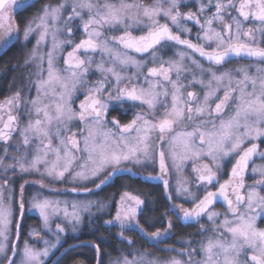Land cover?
<instances>
[{"label": "snow or ice", "instance_id": "6c2138e0", "mask_svg": "<svg viewBox=\"0 0 264 264\" xmlns=\"http://www.w3.org/2000/svg\"><path fill=\"white\" fill-rule=\"evenodd\" d=\"M30 6L27 0H0L5 45L20 36L16 11ZM193 7L196 11H181ZM189 23L198 28L195 42L189 38ZM76 31L84 36L79 42ZM33 33L38 39L26 63L36 62V95L29 99L18 91L0 101V264H47L62 246L66 226L76 231L84 213L105 207L90 200L50 199L40 192L27 200L28 181L20 184L17 197L16 176L38 174L41 188L47 178L72 184L66 191H91L88 183L99 189L117 172L154 166L157 159L159 174L149 178L163 182L170 202L164 213L167 227L147 232L138 218L144 201L125 192L114 217L104 223L120 228V239L130 251L109 264H264V165L251 168V185L245 181L254 157L264 158V0H154L151 5L141 0H61L43 6L28 22L24 40ZM49 37L51 48L40 53ZM66 47L71 50L60 68ZM166 49L176 51L164 59L160 53ZM244 58L259 62L254 72L253 65L220 71ZM93 66L103 78L89 84ZM129 68L135 69L131 75ZM81 88L84 98L74 108ZM114 102L141 110L122 124L117 117L108 119ZM21 106L28 117L23 125ZM17 133L20 143L13 145ZM10 149L19 155L10 156ZM187 162L192 180L184 176ZM225 174L228 179L220 182ZM178 199L183 202L176 203ZM218 199L226 205L224 213L213 210ZM29 211L38 212L43 230L54 237H41L42 248L28 239L21 247ZM169 212L183 222L199 223L206 216L212 235L188 241L179 251L163 249L175 253L165 261L132 250L134 241L124 232L138 230L154 245L163 242L174 227ZM61 216L64 226L57 223L53 232L51 222ZM207 231L200 226L201 234ZM38 235L34 228L28 232V237ZM94 247L97 264H103L100 245Z\"/></svg>", "mask_w": 264, "mask_h": 264}, {"label": "rangeland", "instance_id": "374dc122", "mask_svg": "<svg viewBox=\"0 0 264 264\" xmlns=\"http://www.w3.org/2000/svg\"><path fill=\"white\" fill-rule=\"evenodd\" d=\"M34 1L35 0H27V3H31V2H34ZM60 2H61V0H58L56 2L48 1L46 3H43L39 9L41 10V8L43 6H45V5L56 6ZM141 2L145 3V4H148V5H151L154 2V0H141ZM189 2H190V0H185V3H189ZM40 10L29 21H31L33 18H35L38 15V13L40 12ZM189 10L196 11V9L194 7L191 8V9H189V8H182L181 9V11H184V12L189 11ZM161 21H163V20H161ZM15 23L18 24L16 18H15ZM57 26L59 27L60 25H57ZM187 26L192 29V24L191 23H189ZM197 31H198V28L194 26V28L192 29L191 33L196 36ZM20 34H21V31H20ZM115 34L119 35V33H115ZM136 34H139V33H136ZM32 35H34L33 36L34 39L31 40L32 44L30 45L28 50L25 52V56L23 58V62H21V64H20V65H22L21 67L23 68V72L26 73V75L28 76L27 77L28 80L26 82L25 89H23L24 91H22V92L20 91V93H21L22 97L26 96L29 99H31L32 97H35V95H36L35 86L33 84V81L36 80V76H35V72H36V66L35 65H36V62L35 61H30V62L26 63V61L29 59V57H30V55L32 53L33 48L36 46V41L38 39V33H33ZM61 38H63V37L61 36ZM74 38H75L76 42H79L80 39L84 38L82 31H76ZM14 40H16V39H14ZM14 40H10L5 45V31L3 29H0V51H2L10 42H12ZM28 41H29V39H28ZM50 48H51V38L49 37L46 40V42H44L43 44L40 45L38 51L40 53L46 54ZM70 50H71L70 48L66 47L65 51L63 53H61L59 61H58V67H60V68L64 67L63 59L66 56L67 51H70ZM136 57H137V59H141L142 58V57H139V56H136ZM94 59L99 61V59H100L99 55L97 54L94 57ZM44 67L45 68L47 67L46 61H45ZM205 67H207V66H205ZM239 67H240V65H237V66L224 65L222 68H220V71H225V70H229V69H232V68L236 69V68H239ZM134 72H135L134 68H131V69L129 68L127 70V74L130 73L129 75H131ZM145 73H146V70H145ZM102 78L103 77L101 76L100 72L95 71V68L93 66V69L90 71V73L88 75V83L89 84L94 83L97 80H100ZM8 85L10 86V84H8ZM84 92H85V89L81 88L80 90H78L75 93V95H74V104H73L74 108H78L79 101L84 97ZM15 93L16 92H14L12 94H8V95H6L4 97H0V101H3V100H5L8 97L13 96ZM136 112H138V111H135V113ZM19 116H20V124L21 125L25 124L27 122L28 117H27V114L25 112L24 106H21V108L19 109ZM75 123L77 125H79L80 128H83V125L79 124V121H76ZM109 127H111V125H109ZM74 130H77V129L74 128ZM11 143L13 145H18L20 143V137H19L18 133L14 134V137H13V140L11 141ZM9 155L10 156L11 155H19V153H16V152H14L13 150L10 149L9 150ZM169 163H170V161H169ZM189 163H191V162H187V166H186L185 171H184V176L187 179L191 180L189 178V175L187 174L188 171H186V169H188V167L191 165ZM261 165H264V161L263 160H256L253 163L252 167L261 166ZM129 166H131V165H129ZM135 169L141 170V172H144V171H142L143 168L136 167ZM174 173H175L176 178H177V173L175 171H174ZM247 176H249L247 178V180H250L248 182V185H251L254 182L253 181V174L251 173V171H248ZM41 179L42 178L38 174L23 175V176H19L18 175V176H16L15 177V181H16L15 182V188L17 190V197L19 195V186H20V184H25V181H28L29 183L25 184V198L27 200H31V198H32V196L34 194H36L37 192H40L44 196H46V197H48L50 199H59V200L77 201V202H79V201H89L90 200V201H93V202H100V203H103L105 205V207H104V209L102 211H97V209L95 207H93L92 210H91V213H84L83 216H82V221L79 224V226H78L76 231H72L70 226H66L65 233H61L60 234V236H61V244L64 241V237L67 236L69 233H71L73 235H78V233H79V231H80V229H81V227L83 225L85 217H87L88 219H92L95 216L99 215L100 217H104L106 219V221L112 219L114 217V215H115L116 207H117V205H118V203L120 201V197L125 192H127V191H117V190H115V191H113L114 193L112 192V193L107 194L106 191L107 190L110 191L108 185L107 186H105V185L101 186L99 189H97V188H95L93 183H88L86 185V187L91 189V191H84L83 188H81V190L79 192H71V191H66V189H71V187L73 186L72 184L65 183V182H52V181H50L47 178H44V180H43V182L46 185V187L41 188L40 184L36 183L37 181H40ZM175 182H176V180L174 181V183ZM49 189H54V191H49ZM119 189H120V187H119ZM122 189L123 188H121L120 190H122ZM123 190H125V187H124ZM202 194L203 193L201 192L200 195H202ZM135 196H139L141 198V195H135ZM113 201H115L116 204H113ZM141 208H142V206H141ZM213 210H215L217 212H221V213H224L226 211V209H223V208H220V207H213ZM29 213L37 215L38 220L40 221V226L36 227V226L30 225V226L26 227V231H25L24 237H22L21 240H20L21 247L23 245V240L24 239H28L29 243L32 244L34 247L42 248L44 245H43V241L41 240V237H43L44 239H48V240H53L54 237L47 230H43L42 218L39 217L38 212H36V211L26 212V214H29ZM138 218H139L140 225L143 226V224L140 222V216H138ZM57 223H60V224H62V226H64V221H63V217L62 216L59 217V218H55V217L53 218V220L51 222V228H52L53 232H55V230H56L55 226H56ZM195 223L196 222H188L187 224H188V226H192V225H195ZM196 225H197V227L193 231H192V229H189V230L186 229V231H184V232H175L176 235L174 237H172V234H173V231H174V229H172L171 234L168 236L170 241L165 239L166 241L163 240V242H160V243L154 245L153 241L148 240V241H150V243L152 245H154L156 247H158V246L160 247L159 248L160 250H157V251L151 250L150 249L151 247L150 248L149 247H144L145 245L142 244V239L146 240L147 238L146 239L144 237L140 238L141 237V235L139 234L140 232L137 231L138 235L140 237H133L132 238V241H134V244L132 245V250H139L140 252H145L146 251V252L150 253V256L148 257L149 259L158 258L160 261H165V260L171 258L172 256H175V253L174 252H169V251H162L163 249L175 247L179 251V250L183 249L184 245L188 241H193V242L198 243L200 241L206 240L207 237L212 235L211 225L207 221L206 216L199 222V224H196ZM201 225H203L206 228H208V231L201 234L200 233V226ZM260 226L264 227V224H260ZM33 228L37 229V231L39 232V235L38 236H34V237H28V232L31 229H33ZM143 228H144V226H143ZM163 229H161V230H163ZM126 231H129V230H126ZM129 232H131V231H129ZM191 233H193V234H191ZM141 234H143V233L141 232ZM126 237H130V235H128V236L126 235ZM172 241H175V243H173ZM196 243H193L192 246L195 247ZM129 251H130V248L128 246V249L126 251H123V253L127 254ZM119 255H117L115 257H110L109 259H107V261H106L107 264H109L110 260H115ZM197 259H199V257H197ZM75 264H84V262L82 260H78V261H76Z\"/></svg>", "mask_w": 264, "mask_h": 264}, {"label": "trees", "instance_id": "16d2710c", "mask_svg": "<svg viewBox=\"0 0 264 264\" xmlns=\"http://www.w3.org/2000/svg\"><path fill=\"white\" fill-rule=\"evenodd\" d=\"M48 1L56 2L58 0H35L34 2L28 3L31 6L25 7L22 10H17L15 18L20 27L21 34L19 39L10 42L2 51H0V97H4L14 92H22L25 89L27 82V75L23 72L21 62L25 56V52L30 47L31 40L34 39V35H31L29 41H25L23 38V30L28 24L29 20L40 10L39 8L43 3ZM10 84V86L8 85ZM117 184L120 186L119 180L113 183L112 187L107 190V194L115 191ZM122 186H125L133 191L137 192L142 196V182L135 178L124 179L121 182ZM135 186L138 189H135ZM141 186V187H140ZM121 189V188H120ZM138 190V191H137ZM114 193V192H113ZM145 213V212H144ZM144 213L140 215V222L148 226L151 225L154 231L160 226V223L146 222ZM106 219L95 216L92 219L85 217L83 225L78 235L69 233L64 237V241L60 248L55 252L47 264H55L59 260V264H75L76 261L82 260L84 264H97V253L94 245L99 244L101 248V257L103 264H107V259L115 257L121 252L128 249V244L122 242L118 233L120 231L118 226H110L105 224ZM24 237L26 227L32 225L39 227L40 221L37 215L29 213L25 214L24 220ZM129 235L136 234L135 231L127 232ZM21 237V238H22ZM138 237V236H137ZM142 244L149 246L147 241L142 239Z\"/></svg>", "mask_w": 264, "mask_h": 264}, {"label": "flooded vegetation", "instance_id": "af4514ba", "mask_svg": "<svg viewBox=\"0 0 264 264\" xmlns=\"http://www.w3.org/2000/svg\"><path fill=\"white\" fill-rule=\"evenodd\" d=\"M161 22H164V21H161ZM193 28H194V26L192 25V29ZM189 38L193 39V41L195 42L196 36L191 33ZM175 51H176L175 49H166L162 53H160V55H162L164 59H168L169 57H172L174 55ZM134 55L141 57L139 54H134ZM144 58H146V57H144ZM197 58H199V57L197 56ZM202 63H204L205 66H208L206 62L202 61ZM258 63H259L258 61L249 60L247 58H244V59H233L231 62H229V63H227L225 65H227V66H229V65H232V66L240 65V67L241 66L253 65V67L250 68V71L254 72L255 71V66ZM148 66L150 67L152 65L150 64ZM260 66L264 67V65H260ZM128 74H130V73H128ZM189 90H193V89H189ZM195 90L199 91L198 88L195 89ZM79 103H80V101H79ZM140 110H141L140 108L133 107L130 104H127V103L124 104L123 106H119V105H117L114 102L111 105V107H110V115H109L108 118L111 119L112 117H117L118 119H120L121 123L124 124V123H128V122L131 121L135 111H140ZM159 111H162V109L159 110ZM159 111H158V114H159ZM261 150H264V145H261ZM256 160H263L264 161V158H261L259 156L254 157L253 161L250 162V166H249V170L248 171H251L252 165H253V163ZM205 162H207V161H205ZM189 164H191V163H189ZM190 166L188 167V169H186V171H188L187 174L189 175V178L192 180L193 173H192V169H191ZM129 167H131V166H129ZM230 168H231V165H228V168L226 169V171H230ZM142 171H144V172H141V170H137L135 168H132V172H126V173L119 172V173L113 175L102 186H104V185L107 186L108 185L109 188H113L112 187L113 183H115L116 181L119 180L120 186L117 184V186L114 187V188H116L115 190H117V191H127L131 195H139L137 192L133 191L132 189H129V188L125 187V186H122L121 182L124 179L128 180L130 177L131 178H135L138 181L142 182L141 186H143V188H142L143 193H142L141 198L144 201V204L142 205V208L140 209L139 216L141 215L142 212L143 213L145 212L144 213V217H145L146 222L150 223L152 221V222H154L156 224L160 223V226L157 229L166 228L167 224L165 222L166 218L164 216V213L169 208L170 202H169V200L167 198V194L165 193V190H164V187H163V182L161 180H159V179L149 178V177H156L159 174L158 159H157V163L154 166L144 167ZM170 171H171V184L174 186L175 185L174 181L176 180V175L174 173L175 170L173 169V170H170ZM248 177L249 176H247V174H246V176H245L246 184H248V182L250 181V180H247ZM227 179H228V175L225 174V175L221 176L220 182H223L224 180H227ZM194 185H195V181H193V187H192V190L194 189L193 191H195V186ZM119 187L123 188V189L125 187V190H123V189L120 190ZM137 187L135 186V189H138ZM216 188H218V185H216V187H212L210 190L215 191ZM175 202L176 203H182L183 201L178 199ZM113 204H116V202L113 201ZM184 206L188 207V208H191L192 204L191 203H185ZM213 207H220V208L226 209V205L224 204V202L222 200H219V199L213 205ZM203 218L204 217H202L201 220ZM167 219H171L172 222H173V225H174V227H173L174 231H173L172 237H174L176 235L175 232H184V231H186V229L187 230L192 229V231H193L197 227L196 224H199V223H195V225L188 226V224H187L188 222H183L181 220H178L177 217L175 215H173L171 212L168 213ZM143 226H144V228L146 229L147 232H149V233L154 232L153 228H151V225H149V227L145 226V225H143ZM137 231L138 230H135L136 234H134L133 236L130 235V237H128V238H130L132 240L133 237H137V236L140 237L138 235ZM127 232H129V231H125L124 232L125 236L129 235V234H127ZM119 233H120V231H119ZM119 233H118V235H119ZM139 234L141 235L140 238L144 237V235L141 234V232ZM191 234H193V233H191ZM119 237H120V235H119ZM166 240L170 241L169 238H167ZM166 240H164V241H166ZM145 241H148V239H146ZM172 242L175 243V241H172ZM147 243L149 244V246H146V247H149V248L151 247L150 248L151 250H153V251L160 250L159 246L156 247V246L152 245L150 243V241H148Z\"/></svg>", "mask_w": 264, "mask_h": 264}, {"label": "water", "instance_id": "95a60500", "mask_svg": "<svg viewBox=\"0 0 264 264\" xmlns=\"http://www.w3.org/2000/svg\"><path fill=\"white\" fill-rule=\"evenodd\" d=\"M130 172H132V171H130ZM117 173H119V172H117ZM117 173H116V174H117ZM122 173H126V172H122Z\"/></svg>", "mask_w": 264, "mask_h": 264}]
</instances>
